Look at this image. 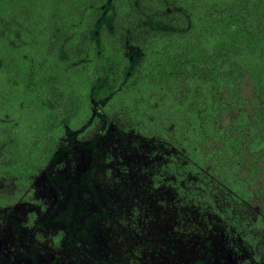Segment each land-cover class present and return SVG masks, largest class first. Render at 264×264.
<instances>
[{
  "label": "trees",
  "instance_id": "obj_1",
  "mask_svg": "<svg viewBox=\"0 0 264 264\" xmlns=\"http://www.w3.org/2000/svg\"><path fill=\"white\" fill-rule=\"evenodd\" d=\"M113 113L127 119L116 134L151 145L143 171L173 190L183 222L217 224L237 264H264V0H0V179L17 184L12 202L36 199L34 176L69 128ZM71 212L78 243L92 221L80 229Z\"/></svg>",
  "mask_w": 264,
  "mask_h": 264
},
{
  "label": "rangeland",
  "instance_id": "obj_2",
  "mask_svg": "<svg viewBox=\"0 0 264 264\" xmlns=\"http://www.w3.org/2000/svg\"><path fill=\"white\" fill-rule=\"evenodd\" d=\"M130 53L135 62L140 55L139 51L132 47ZM125 124L126 117L113 113L97 117L78 131L68 129L60 151H73V156L69 161L67 156L61 159L69 163L77 156V167L83 172L80 179L84 177L86 182L82 202L78 197L76 200L72 198L69 184H62L65 198L56 205V191L46 184L44 169L34 176V193H38L35 197L41 195L47 199L45 208L29 204L38 212L39 219L52 220L61 215L71 196L72 201L78 202V205L73 204L76 207L71 212L78 227L88 215L96 216L100 212L88 228L91 236L85 239L80 236L78 243L71 239L65 241V236L63 240L60 236L53 240L52 234L58 235L65 229L64 223L59 224L53 220L47 224V231H42L46 238L35 241L33 227L25 225L21 232L23 250L34 248L38 259H19L22 255L15 254L13 261L17 264H47L52 257L58 256L65 264H79L75 256L78 253L87 264L92 263V258L90 260L87 254L102 260L108 259L111 264H237V255L227 248L223 239L222 227L215 224L209 228L210 221L204 220V229H193L190 223L183 222L185 218L179 203L175 202L173 190L166 184L153 187L151 173L143 171V167L153 163V156L157 155L152 153L148 142L137 144L136 134H116ZM93 141L94 145H91ZM65 170L66 167L63 168ZM92 184L104 187V191L110 195H103L105 206H102V211L101 208L90 207L94 203L89 192ZM119 184H123L122 189L118 188ZM17 190L18 186L13 179H0V194L8 196V206L0 205V260L7 256V250L15 239L13 232L19 230L14 222L5 221V218L13 213L18 204L27 205V200L19 201L17 205L12 202L14 198L11 199V196ZM17 209H21L20 206ZM30 212L28 208L23 212L20 210L17 215L26 222ZM105 214L109 216L104 217ZM194 220L196 217L191 221ZM143 252L144 257L140 259ZM136 257L140 262L137 263ZM221 258L225 261H221Z\"/></svg>",
  "mask_w": 264,
  "mask_h": 264
},
{
  "label": "flooded vegetation",
  "instance_id": "obj_3",
  "mask_svg": "<svg viewBox=\"0 0 264 264\" xmlns=\"http://www.w3.org/2000/svg\"><path fill=\"white\" fill-rule=\"evenodd\" d=\"M94 142L95 141H93L91 145H94ZM94 149H95V147H94ZM60 150H62V149L58 150L57 155L54 158V160L50 164H48L42 168V169H44L43 177L46 181V184L48 186L51 185L56 191V202H55L56 205L61 203V201H62L61 199L65 198V195L63 194V193H65V191L62 188V184H69L71 186V190L73 192L72 198H74L76 200L78 197V199L82 202L86 182H85L84 177H82L80 179L83 172H81L78 169L79 166H78L77 159H76L77 156L75 155L74 158L71 160V162L64 163L62 161L61 157L63 158L64 156H67L68 161H69L70 157L73 156V154H72L73 151H60ZM78 150L82 151L83 149H78ZM92 158H93V154H92ZM64 167H66L67 170L63 171ZM40 171H41V169L39 170L38 173H40ZM76 171H78L77 174H75ZM37 174H35V176ZM84 174H86V173L84 172ZM78 175H80V176H78ZM92 185H93V187L89 192H91L94 203H92V205H90V207L91 208L92 207H98V208H101L100 211H102L103 210L102 206H105L104 200H103V195H106L108 197L110 195L104 191V187H101L99 185L97 187L96 184H92ZM118 188L122 189L123 184H119ZM75 189H76V192H75ZM35 194H38V193L36 192ZM113 195H111V196L115 197ZM70 200H71V196L69 197V201H68L67 206L65 205V210L61 213V215L57 216L56 218H54L52 220L39 219V214H38V220L37 221L34 220L33 223L31 224V223H29L30 222L29 217H28V220L26 221L27 223L24 222L22 219L18 220V218L15 217V211H13V213H11L10 216L7 215L5 218V221L14 222L18 226L20 231L17 229V231L13 232V237H15V239H13L10 249L7 250V256L4 257V260L2 258L0 260V263L1 264L2 263H4V264L15 263L13 261L15 254L17 256H18V254L22 255L19 257V259H26L27 258V259H30L32 261H35L38 259L37 252L34 248H30L27 251L23 250L24 241L22 240L23 237L21 236V232L25 228V225L33 227V232H32L33 239H35V241H36V240L41 239V238H46V235L44 233L42 234V231H44V232L47 231V224L49 222H52L54 220L55 222H58L59 224L64 223L65 229L60 232L61 234L60 233L58 235L52 234L51 237L53 240H56V239H59V236H60V238L63 240L62 237L65 236L64 237L65 241L70 240V238H69L70 231H69L67 219H69L70 212L73 209H75V207H76V206L73 207L74 206L73 204L78 205L77 201L75 202V201H72V200L70 201ZM29 204H31V205L38 204V205H41L43 208H45L47 206V199L40 195L35 200H31V201L27 200V205H24L23 203L18 204L17 208L19 206H20V208H22L23 206H27L26 208L23 207L24 208L23 210L26 211L27 208L32 209ZM115 210H117V208H115ZM98 213L100 214V212H98ZM99 214H96V216H99ZM96 216H93V214L88 215L85 218V220H83V223L81 224V226H79L78 228L84 229V222L87 221V219H89L90 221L93 222V219L96 218ZM105 216H109V214H107V215L105 214L104 217ZM85 229L88 230V227H86V225H85ZM89 232L90 231L88 230L86 233L87 235L82 236V237L84 239L89 238V236H91V234ZM39 245L42 246L41 243ZM87 255L89 256L88 258L90 260L92 258L91 264H111L110 260H108V259L102 260L100 258H95V256L92 257V255H90V254H87ZM75 256H77V261L79 262V264H87L85 261H83L84 259H82V256H80L78 253H75ZM143 257H144V252L142 253V255L139 256V258L141 259ZM199 257H200V255H199ZM221 261L224 262L225 261L224 258H221ZM15 264H17V263H15ZM47 264H65V262L60 257L54 256L50 260H48Z\"/></svg>",
  "mask_w": 264,
  "mask_h": 264
}]
</instances>
